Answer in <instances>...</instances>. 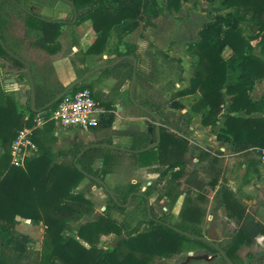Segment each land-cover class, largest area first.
<instances>
[{
  "label": "trees",
  "instance_id": "16d2710c",
  "mask_svg": "<svg viewBox=\"0 0 264 264\" xmlns=\"http://www.w3.org/2000/svg\"><path fill=\"white\" fill-rule=\"evenodd\" d=\"M183 1L71 0L81 11L82 18L88 16L93 20L94 30L98 34L89 53L102 52L109 32L124 20L126 22L121 26L124 30H133L140 22H144L145 26L153 25V19L165 13V6L170 10H179ZM2 2L0 0V4ZM221 4L227 11L216 13L214 19L200 29V41L189 45V50L196 57L193 75L188 87L177 92L179 99L172 106L180 111L176 119L179 122L185 114L182 110L187 106L182 98L194 96L195 101L190 103V108L201 114V123L210 126L211 132L222 139L261 149L264 147V95L254 100L250 91L256 80L264 77V0H221ZM29 17L34 21L39 19L44 26H59V22L46 21L33 15ZM0 38L3 40V44L0 42V54L7 55V51L15 53L6 45L1 33ZM255 39H258L261 55L254 53L252 41ZM38 44L43 48L50 47L45 35L38 39ZM227 47L231 49V54L225 56L224 50ZM13 60L21 66L25 65L20 59ZM80 88L88 86L83 83L73 84L69 88L62 87L61 91L65 94ZM56 97L55 94L46 102H51ZM58 101L48 105L47 108L51 107L50 113L56 108ZM239 112L244 115H239ZM255 113L259 115L254 116ZM159 115L163 117L164 112ZM112 116L109 123L113 120ZM190 120L191 118L187 120V126ZM161 121L163 124L159 126V132L154 131V142L159 143L145 149L150 145L152 135L143 134L144 144L133 148L144 150L133 151V154H143L145 157H140L139 160L135 158L136 161L143 166L165 165L159 181L170 172L169 182L174 183L176 189L180 185L178 180L184 178V183L189 188L201 190L203 181L198 169L186 170L185 155L189 144L178 134V131H183L182 126L176 125L178 131H175L169 127V117ZM33 125V116L25 119L13 93H5L0 87V143L4 148L0 156V264H151L154 256L169 257L180 253L187 242L194 248L203 247L214 253H220L221 249L232 264H239L238 251L241 246L251 245L259 235H264V223L247 211L246 205L226 184L220 185L215 192V209L223 208L226 216L233 219L238 227L228 245L223 247L194 237L202 234L196 229L172 224L163 216H154L152 211H149L147 221H140L126 233L123 232L125 225L109 215L80 222L78 229L74 230L72 223L80 221L84 215L93 211L92 201L84 192L76 191L77 187L87 177L93 184L103 186L102 177L97 178V173L84 162L88 151L96 148L86 150L76 162L75 158L80 153L78 148L71 158H68L69 152L63 151L55 156L51 149H44L27 158L24 166H16L11 163V144L20 130ZM195 154L196 150L192 157ZM58 158L61 160L55 161ZM207 158H212V162L218 159L209 151L203 150L199 161ZM102 172L104 175L107 171L103 169ZM209 185L217 187L219 177H213ZM154 190L155 185L142 191L139 183H129L125 196L141 192V195L148 197ZM184 200V218L198 220L203 211L192 204L189 194ZM115 207L118 210L124 209L118 201H115ZM18 217L43 224L44 245L40 251L32 250L28 245L30 236L15 228L19 223ZM144 223H147V228L141 230ZM111 233L117 237L124 233L125 237L118 241L116 247L113 243L99 247L101 234ZM81 240L87 242L88 246ZM224 255L221 254L220 259L229 264ZM212 260L215 262L217 259ZM212 263L213 261H209L207 264Z\"/></svg>",
  "mask_w": 264,
  "mask_h": 264
},
{
  "label": "crops",
  "instance_id": "0c3cea01",
  "mask_svg": "<svg viewBox=\"0 0 264 264\" xmlns=\"http://www.w3.org/2000/svg\"><path fill=\"white\" fill-rule=\"evenodd\" d=\"M223 7L221 0H184L179 10H170L165 6V13L154 18L153 25L145 26L144 22H140L133 30H124L121 27L126 22L124 20L121 25L114 26L109 32L102 52L89 53L98 34L94 30L93 20L88 16L82 18L81 11L72 4L71 0H20L19 2L3 0L0 4V33L4 36L6 45L15 53L7 51V55L0 54L1 90L5 93H13L15 101L20 105V113L25 119L33 116L34 120L38 115H45L47 118L44 125L33 129V142L36 149L30 150L28 158L44 149H51L55 156L66 151L69 152L68 158H71L76 148L81 153L76 156L78 158L89 148H96L88 151L84 162H90L97 157L96 162L102 166L107 162V153H104L103 158L98 156L105 148L122 152L137 151L133 147L144 144L143 134L149 133L153 136L154 131H157V127L161 125V119L166 117H169L170 121L174 119L168 115V112H164L163 117L159 115L163 111L158 101L156 111L150 108L153 103L151 96L156 99L167 96L168 111L176 110L172 103L179 99L177 92L181 90L179 89L181 85L177 81L175 67L179 37L175 29L177 24L173 21L185 24L186 29L180 32V38L187 39L191 35L194 38L191 44H194L201 39L200 29L207 22L212 21L216 13L227 11ZM185 10H187L186 15L183 14ZM32 15L46 21L59 22V26H44L38 21L39 19L32 20L29 17ZM166 18L173 21L165 27L167 31H162L164 26L161 24ZM42 35L47 38L49 48H43L38 44V39ZM0 42L3 44L1 38ZM257 43L258 39L252 41L254 53L261 55V48ZM192 54L188 49L186 57ZM230 54L231 49L225 48L224 55ZM13 58L20 59L25 65H19ZM195 62L196 57L194 65ZM260 79L256 80L250 91L254 100L264 95V93H257L260 89L256 90ZM82 83L88 86L96 101L104 108L103 119L97 127L84 129L70 126L74 128L65 132V128L64 130L58 128V122L50 118L51 107H47L61 96L62 87L69 88L73 84ZM55 94L56 98L46 102ZM172 95L173 99H171ZM32 112H34L33 115ZM148 114L154 118L153 122L148 118ZM238 114L244 115L243 112ZM253 115L257 116L259 113ZM111 116L113 120L109 123ZM196 117L199 118L198 123L193 126L196 128L198 124H201V129H195L193 132L200 146L196 150L194 160H199L202 149L205 148L204 144L208 140H211L209 142L211 147L217 146V150H220L218 161L222 162V178L217 187H211L215 189L214 209L215 192L220 185L226 184L246 205L247 211L250 212V208L255 207L254 210L259 208V213L263 214L262 206L264 205L261 204H264V163L259 158L260 149L245 143H234L222 139L211 132L210 126L204 127L202 123H199L201 115L197 114ZM97 129L103 130L97 131ZM77 131L78 136H76ZM131 132L137 134L132 135ZM64 136H69L72 151L60 148V142ZM154 140L155 138L151 137L149 143H155ZM190 142L192 141L189 140ZM80 144L84 146L80 148ZM3 151L4 148L0 143V156ZM118 154L123 158L130 157L128 154ZM102 159L106 160L102 162ZM60 160L58 158L55 161ZM203 162L208 164L210 158ZM198 173L204 188L208 184L204 182L199 170ZM150 176H152L151 173ZM180 180L184 181V178ZM188 190L198 191L189 187ZM252 214L264 223L260 216ZM17 219L20 225H23V221L33 222L22 217ZM20 232L29 235L28 231L23 229H20ZM258 237L264 238V235Z\"/></svg>",
  "mask_w": 264,
  "mask_h": 264
},
{
  "label": "rangeland",
  "instance_id": "374dc122",
  "mask_svg": "<svg viewBox=\"0 0 264 264\" xmlns=\"http://www.w3.org/2000/svg\"><path fill=\"white\" fill-rule=\"evenodd\" d=\"M166 3V0H161ZM200 4V1H198ZM197 4V5H198ZM187 10L183 12L184 15ZM183 15V16H184ZM182 16V17H183ZM173 20L166 18L164 20L163 25L164 28L162 31H167L165 27ZM177 26L178 37V57H177V64L175 65L177 71V81L180 83L179 89L184 88L185 86L189 85L190 76L192 75V69L194 67V53L190 57H186L187 50L189 49L188 45L193 43L192 41L194 38L191 35L186 38H180L181 33L184 32L186 29L185 24H181L180 21H173ZM176 41V42H177ZM174 43V42H173ZM188 87V86H187ZM259 92L257 93H264V77L260 79L259 83L256 86V90ZM169 97V95H168ZM173 95L172 98L173 99ZM151 101L153 102L150 106L151 109L154 111L157 110L156 103L157 101L160 102V107L162 108L163 112H168L169 116H172L174 119L169 124V127H172L175 131L176 125L182 126L183 131H178L180 137L186 140L189 144V149L185 155L187 161V172L192 169H198L201 172L203 180L208 185L201 189L200 191L188 190L187 185L182 180H178L180 183L178 189L175 188L174 183H170V172L159 181L161 171L166 168L165 165L160 164H152L143 166L139 164L137 161L143 154H133V151H120L112 148H105L104 151H100V156L98 158H103L104 153L106 152L108 156L106 164L102 165L96 162V158L90 162H86L87 165L91 166L93 171L97 173V178L103 180L106 184L107 188L111 191L112 194L108 192V190L104 186H100L97 184H93V182L87 177L84 178L79 186L77 187L76 191L84 192L86 196L92 201L93 203V211L91 214H86L82 217L80 221H75L72 223V227L74 230L78 229V225L80 222L88 221L91 219H97L100 215H109L113 219H115L120 224H124L123 232L126 233L128 230L133 229L140 221H147L149 211L153 212L154 216H163L167 219L168 222L172 224H181L191 229H196L198 232L202 234V236L211 238L219 247H223L228 245L231 240V236L234 231L237 229V223L226 216V212L223 208L220 210L214 209V200L213 195L215 189H212L209 185V181L218 176L219 180L222 178L221 172L222 169V162L216 160V162H212V158H210V162L208 164L204 163L203 161H195V155L192 157L193 151L199 148V144H197L198 139L193 136V132L195 129H201V124H198L196 128L193 125H197V120L199 118L196 115H201L191 110L190 103L194 102V96H186L184 99L185 103L187 104V110L183 109L182 113H185L181 121H177L178 111H168V99L166 97H158V99L151 96ZM180 113V111H179ZM148 118L153 122L154 118L148 114ZM191 118L189 125L187 126V120ZM163 124V121H160ZM201 123V122H199ZM154 125V123H153ZM203 125V124H202ZM58 128H64L65 132L74 127H65L61 124H57ZM193 126V128H191ZM204 126V125H203ZM154 127V126H153ZM208 127V126H204ZM78 129V128H77ZM103 130V129H97ZM154 134V133H153ZM76 136H78V131L76 132ZM75 137V136H74ZM155 137L154 135L152 136ZM69 136L62 137V141L60 142V148L65 150L72 151L73 147L68 139ZM188 139V140H187ZM189 140L192 142L189 143ZM217 140V139H216ZM215 140V141H216ZM196 142V143H194ZM211 140H208V144H204L202 150L209 151L212 155L218 157V150L217 146L211 147L209 145ZM151 144V143H150ZM115 145V144H113ZM84 144H80V148H82ZM116 146V145H115ZM118 147V146H116ZM107 150V151H106ZM118 153L128 154L129 158H123ZM88 156V154H87ZM135 158H138L136 161ZM106 159H102L104 162ZM113 165V166H112ZM103 169L107 172L103 175ZM150 173L152 176H150ZM158 175V176H157ZM158 177V178H157ZM157 179V180H156ZM183 179V178H182ZM158 181L157 183H155ZM129 183H139L142 191L146 190L148 186H154L155 190L150 194L148 197H143L140 194L134 193L130 199V203L124 206L123 210H118L115 207V201H118L119 204H126L129 201L130 195H126L127 186ZM190 192V193H189ZM180 193V194H179ZM179 194V195H178ZM189 194V199L191 200L192 204L196 205L197 208L203 213L199 216V219L196 221H190L184 218L182 214V209L185 204V197ZM178 195V196H177ZM264 205V204H261ZM260 205V206H261ZM255 207L250 208V212L256 214V216H260L264 221V206H262L263 214L259 213V208L257 210ZM261 209V208H260ZM215 210V211H214ZM23 225L16 224L15 228L20 232V229L24 231H28L29 236L31 238L29 242V246L32 250H41L44 245V226L42 223H35V222H26L23 221ZM147 228V223L142 224L141 230ZM213 230V238L209 236V233ZM123 233V234H124ZM125 235V234H124ZM117 239L116 234H101L100 241L98 246L99 247H106L108 244L114 243ZM120 240V239H119ZM85 245L88 246V243L81 240ZM1 245H0V253H1ZM207 253L209 255L216 254L212 251H208L206 248H194L191 246L190 243H185L182 251L177 253L173 256H154L151 259V264H181L186 262L185 264H207L208 261L205 259H198L196 256L202 255ZM218 256L215 257L217 260L212 264H225L220 259V253H217ZM239 257V264H264V238L259 237L256 238L255 242L251 245H242L241 249L238 251Z\"/></svg>",
  "mask_w": 264,
  "mask_h": 264
},
{
  "label": "built area",
  "instance_id": "2783aa9c",
  "mask_svg": "<svg viewBox=\"0 0 264 264\" xmlns=\"http://www.w3.org/2000/svg\"><path fill=\"white\" fill-rule=\"evenodd\" d=\"M50 118L65 127L76 126L84 129L99 126L103 119L104 108L93 96L89 88H80L75 92L62 94ZM45 115L34 118V125L24 127L13 140L10 148L11 163L24 166L30 150L36 149L33 142V129L45 124ZM259 158L264 163V147L260 149ZM259 238V237H257Z\"/></svg>",
  "mask_w": 264,
  "mask_h": 264
},
{
  "label": "water",
  "instance_id": "95a60500",
  "mask_svg": "<svg viewBox=\"0 0 264 264\" xmlns=\"http://www.w3.org/2000/svg\"><path fill=\"white\" fill-rule=\"evenodd\" d=\"M135 75V74H134ZM136 76V75H135ZM60 98V96L59 97H57L55 100H54V102L55 101H57L58 99ZM159 130H160V127H157V132H159ZM158 137H159V135H158ZM159 143V141H157L156 143H151L148 147H146L145 149H148V148H151V147H153V146H156L157 144ZM141 150H144V149H141ZM141 150H137V151H141ZM134 152H137L136 150H133ZM81 154V153H80ZM77 161V158L75 159V162ZM89 177L91 176L90 174L88 175ZM102 184H103V186L109 191V193H111V191L107 188V186H106V184L104 183V182H102ZM112 194V193H111ZM136 194H141V192H136ZM112 196H113V194H112ZM114 197V196H113ZM131 197H132V195H130V197H129V200L131 199ZM129 203V202H128ZM127 203V204H128ZM126 204V205H127ZM188 236H193V235H191V234H189V233H186ZM209 236L210 237H212L213 238V230H212V232H210L209 233ZM125 237V235L124 234H121L119 237H117V239L115 240V242L113 243V246L114 247H116L117 246V244H118V241H119V239H121V238H124ZM194 237H196V238H198V239H206V240H208V241H210V242H213L214 243V241L211 239V238H207V237H204V236H194ZM220 254H222V255H224V252H223V250H221L220 249ZM218 256V254L216 253V254H213V255H209V254H207V253H204V254H202V255H198V256H196L198 259H205L206 261H211L212 259H214L215 257H217ZM224 257L226 258V260H227V262L229 263V264H232L231 262H230V260L224 255ZM186 262H183V263H181V264H185Z\"/></svg>",
  "mask_w": 264,
  "mask_h": 264
},
{
  "label": "flooded vegetation",
  "instance_id": "af4514ba",
  "mask_svg": "<svg viewBox=\"0 0 264 264\" xmlns=\"http://www.w3.org/2000/svg\"><path fill=\"white\" fill-rule=\"evenodd\" d=\"M142 194V193H141ZM143 196H145V195H143ZM129 203H130V200H129Z\"/></svg>",
  "mask_w": 264,
  "mask_h": 264
}]
</instances>
